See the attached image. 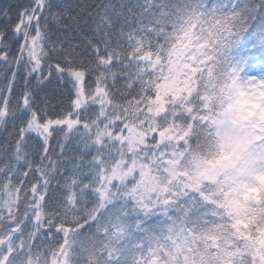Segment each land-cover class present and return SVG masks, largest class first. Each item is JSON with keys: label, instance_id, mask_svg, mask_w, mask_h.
Here are the masks:
<instances>
[{"label": "snow or ice", "instance_id": "snow-or-ice-1", "mask_svg": "<svg viewBox=\"0 0 264 264\" xmlns=\"http://www.w3.org/2000/svg\"><path fill=\"white\" fill-rule=\"evenodd\" d=\"M0 264H264V0L0 3Z\"/></svg>", "mask_w": 264, "mask_h": 264}, {"label": "trees", "instance_id": "trees-1", "mask_svg": "<svg viewBox=\"0 0 264 264\" xmlns=\"http://www.w3.org/2000/svg\"><path fill=\"white\" fill-rule=\"evenodd\" d=\"M7 0H0V3H6Z\"/></svg>", "mask_w": 264, "mask_h": 264}]
</instances>
